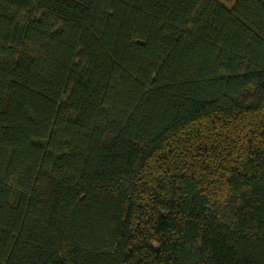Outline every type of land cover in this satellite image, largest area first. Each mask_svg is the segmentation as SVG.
Returning <instances> with one entry per match:
<instances>
[{"label": "trees", "instance_id": "trees-1", "mask_svg": "<svg viewBox=\"0 0 264 264\" xmlns=\"http://www.w3.org/2000/svg\"><path fill=\"white\" fill-rule=\"evenodd\" d=\"M0 264H264V0H0Z\"/></svg>", "mask_w": 264, "mask_h": 264}]
</instances>
